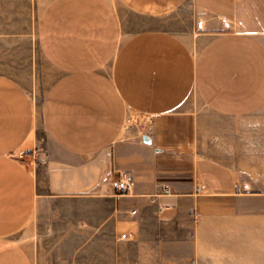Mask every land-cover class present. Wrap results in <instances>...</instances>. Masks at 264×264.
<instances>
[{"label": "crops", "instance_id": "crops-1", "mask_svg": "<svg viewBox=\"0 0 264 264\" xmlns=\"http://www.w3.org/2000/svg\"><path fill=\"white\" fill-rule=\"evenodd\" d=\"M113 256L264 264V0H0V264Z\"/></svg>", "mask_w": 264, "mask_h": 264}, {"label": "rangeland", "instance_id": "rangeland-1", "mask_svg": "<svg viewBox=\"0 0 264 264\" xmlns=\"http://www.w3.org/2000/svg\"><path fill=\"white\" fill-rule=\"evenodd\" d=\"M32 61L33 66L30 71H14V72H7V74L12 75L25 84L29 85L30 90L33 92L34 96L37 100L41 101L43 95L46 91V88L49 83V79L51 76L50 67L46 64V62L40 57L37 52V45H32ZM38 135L42 140H46V134L44 129L39 126L38 128ZM51 210L48 206L44 209L45 217L44 221L51 222L52 215L51 212L48 214V211ZM126 252L128 251L131 255V249L126 247ZM110 264H116V256L110 257Z\"/></svg>", "mask_w": 264, "mask_h": 264}, {"label": "built area", "instance_id": "built-area-1", "mask_svg": "<svg viewBox=\"0 0 264 264\" xmlns=\"http://www.w3.org/2000/svg\"><path fill=\"white\" fill-rule=\"evenodd\" d=\"M222 23L224 25V28L226 30H229L231 28V22L228 18L222 17ZM203 20L199 19L196 22V28L202 29L203 28ZM135 180L134 176L130 173H122L119 176L113 177L110 182L111 188L116 190L117 192H128L133 186H134ZM205 186L203 184L196 186V193H200ZM136 210L133 209L132 212H135Z\"/></svg>", "mask_w": 264, "mask_h": 264}]
</instances>
